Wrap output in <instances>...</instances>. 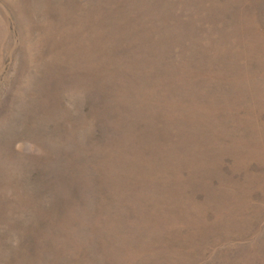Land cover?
<instances>
[{
    "label": "rangeland",
    "instance_id": "obj_1",
    "mask_svg": "<svg viewBox=\"0 0 264 264\" xmlns=\"http://www.w3.org/2000/svg\"><path fill=\"white\" fill-rule=\"evenodd\" d=\"M0 264H264V0H0Z\"/></svg>",
    "mask_w": 264,
    "mask_h": 264
}]
</instances>
